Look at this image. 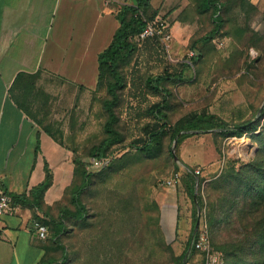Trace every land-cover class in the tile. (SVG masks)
I'll return each instance as SVG.
<instances>
[{
  "label": "rangeland",
  "instance_id": "1",
  "mask_svg": "<svg viewBox=\"0 0 264 264\" xmlns=\"http://www.w3.org/2000/svg\"><path fill=\"white\" fill-rule=\"evenodd\" d=\"M199 1L151 0L144 12L147 20L168 25L172 38L164 43L148 37L120 62L124 85L118 90L116 130L121 141L109 149L108 167L93 168L90 152L106 137L103 103L109 96L106 80L110 77L88 89L85 106L77 103L66 112L71 128L57 129L58 134L67 137L75 166L81 161L92 176L80 196L86 207L84 218L62 213L63 207L70 212L76 209L70 189L82 182L79 172L74 171L62 198L47 208L53 218L66 217L62 243L67 254L59 264H179L192 231L195 206L181 181L168 184L176 173L174 155L181 166L202 171L195 186L202 196L196 240L204 235L207 242L195 246L185 264H227L219 241L230 239L232 232L221 225L215 239L209 191L227 173L232 159L248 161L255 146L249 136L224 138L211 131L178 143L172 134L206 111L232 123L258 119L264 109V0H220L224 24L210 40L202 38L215 27L216 15L214 10L202 12ZM165 74L172 78L162 83L169 93L163 120L151 108L162 102L165 92L149 86L148 78ZM164 123V134L149 152L135 146L144 145ZM219 196L216 200L221 204L224 192Z\"/></svg>",
  "mask_w": 264,
  "mask_h": 264
},
{
  "label": "crops",
  "instance_id": "2",
  "mask_svg": "<svg viewBox=\"0 0 264 264\" xmlns=\"http://www.w3.org/2000/svg\"><path fill=\"white\" fill-rule=\"evenodd\" d=\"M124 4L133 1L0 0V185L15 205L3 217L0 264L62 259L63 249L50 233L40 238L33 221L50 215L72 183V151L57 129L71 128L66 112L85 106L97 87L99 54L120 27ZM46 162L53 182L39 207L32 190L45 180Z\"/></svg>",
  "mask_w": 264,
  "mask_h": 264
},
{
  "label": "trees",
  "instance_id": "3",
  "mask_svg": "<svg viewBox=\"0 0 264 264\" xmlns=\"http://www.w3.org/2000/svg\"><path fill=\"white\" fill-rule=\"evenodd\" d=\"M133 4L122 5L118 18L120 27L114 34L111 43L99 54V75L97 86L108 79L107 92L108 97L104 100L103 106L107 114L104 124L106 137L91 149L90 154L93 157L110 158L108 167L112 162L109 156V149L121 141V136L116 130L118 116L116 105L118 102V90L124 85V77L120 71L121 60L134 53L137 48V42L133 38L138 35L147 25L149 20L144 17L151 6V0H132ZM199 9L202 12L214 10L215 27L202 40L215 38L223 28L224 20L220 14L222 3L220 0H200ZM172 78V75H156L148 78V85L158 92H165L162 102L154 105L151 112L158 119H167L166 108L168 106V91L162 86L164 80ZM258 119H248L240 123H232L217 113L210 111L195 114L191 119L184 123L178 129H175L172 137L181 143L196 133L214 132L224 138L249 136L252 140V146H255L253 155L248 161L239 162L236 159L231 160V167L218 181L212 183L209 191L210 208L212 216L210 220L211 231L217 239V230L221 225L231 231L230 239L219 241V249L225 255L227 264L239 261L237 264H264V109L260 111ZM165 124V125H164ZM162 128L149 135V140L142 146H137L143 152H149L152 145L159 141L164 134ZM183 133L181 135L180 132ZM238 164V165H237ZM104 167V168H106ZM103 169V168H102ZM175 170L180 172V181L187 195L193 200L195 210L192 225V231L185 251L178 257L179 264H185L193 254L195 246H192L190 253L188 251L194 239L197 237L195 231L196 223L199 220L198 208L202 202V196L196 193V180L199 175L195 173L196 167L185 165L184 167L175 161ZM75 172L82 176V182L76 184L70 189V201L76 208L70 212L68 207L62 208V213H69L75 218H84L86 207L80 199L86 187L89 185L92 173L85 167L84 163L77 160ZM53 182L52 171L46 162V177L39 185L32 190L35 198V204L40 207L44 192ZM224 192L221 204L217 203L216 195ZM229 196H233L228 199ZM221 197V196H219ZM18 198V197H15ZM38 219L49 226L51 238L63 249L64 253L61 261L66 259L67 249L62 243V236L66 234V217L60 215L59 218H53L45 214L38 216Z\"/></svg>",
  "mask_w": 264,
  "mask_h": 264
},
{
  "label": "built area",
  "instance_id": "4",
  "mask_svg": "<svg viewBox=\"0 0 264 264\" xmlns=\"http://www.w3.org/2000/svg\"><path fill=\"white\" fill-rule=\"evenodd\" d=\"M148 37H158L164 43L171 40L172 35L168 30V25H165L161 21H149L145 28L136 35L133 40L140 43L147 39ZM241 138V137H240ZM255 150V148H254ZM254 153V152H253ZM110 162V158L103 157H92L90 164L95 169H102L106 167ZM201 169L196 168L195 173L197 175L201 174ZM180 172H176L175 175L168 181L169 185H176L180 181ZM15 211L14 198L13 195L3 186L0 185V236L4 231L3 217L5 214L12 213ZM33 229L36 231L38 236L42 239H46L49 235V226L39 219L33 221ZM207 242L206 236L202 235L199 239H194L192 246L200 247L205 245Z\"/></svg>",
  "mask_w": 264,
  "mask_h": 264
},
{
  "label": "water",
  "instance_id": "5",
  "mask_svg": "<svg viewBox=\"0 0 264 264\" xmlns=\"http://www.w3.org/2000/svg\"><path fill=\"white\" fill-rule=\"evenodd\" d=\"M177 142V139L175 140ZM176 159H178L177 155H174ZM198 226H199V220L198 222L196 223V227H195V231L197 232V229H198ZM191 248H192V244H191V247L189 249V252L191 251Z\"/></svg>",
  "mask_w": 264,
  "mask_h": 264
}]
</instances>
